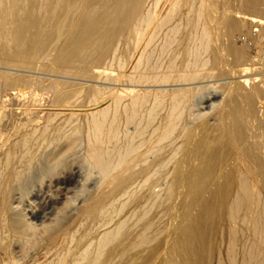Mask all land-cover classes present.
<instances>
[{
	"label": "bare ground",
	"instance_id": "1",
	"mask_svg": "<svg viewBox=\"0 0 264 264\" xmlns=\"http://www.w3.org/2000/svg\"><path fill=\"white\" fill-rule=\"evenodd\" d=\"M230 3L225 39L211 0H0V65L53 76L0 72L52 93L12 135L0 107V264H264V90L231 38L264 0Z\"/></svg>",
	"mask_w": 264,
	"mask_h": 264
},
{
	"label": "rangeland",
	"instance_id": "2",
	"mask_svg": "<svg viewBox=\"0 0 264 264\" xmlns=\"http://www.w3.org/2000/svg\"><path fill=\"white\" fill-rule=\"evenodd\" d=\"M211 1H212V5L214 4L216 6L215 7L213 5V7H212L213 10H211V14L214 15V16H212V18L215 19L213 21V24H214L213 26L215 27V29L218 32L219 36H222V31H223V21L222 20H224L223 18L226 16V12H227V15L229 14L228 12H229V7H230V4L231 3H230V0H225V1L224 0H211ZM226 1H227V3H226ZM224 6L226 8L223 10ZM227 6H228V9H227ZM222 13H223V15H222ZM219 19L220 20L222 19V20L220 21ZM240 23L242 25L241 30L237 31L234 34V36L231 37V38H232L233 41L235 40L234 41V44L236 46H238V47L239 46L240 47L248 46L249 47V50H248V54L247 55H249L248 56L249 57L248 58L249 59V62L251 61L250 62L251 63L250 66H252L251 67L252 71H251V74L249 75V78L251 79V81H250V83L248 85H244V86L246 87L247 90L248 89L249 90L254 89L253 88L254 86L256 87L255 89H262L263 88L262 90H264V71H263L264 70V36H261V34H262V28H261V26H259V24L258 25L255 24V23L253 24L252 22H249V20H242ZM260 36L262 38H260ZM223 38L227 39V37H223ZM253 40L255 42L256 41H258V42L254 44V41ZM222 60H224V62H227L228 63L230 61V57L223 56L222 57ZM221 67L222 68L225 67L224 63H222ZM0 68H1L0 69V72L2 71V72H6V73H14L16 75L22 74V75H26V76H40L41 78H50V79L53 78V76H48V75H44V74L43 75L42 74H39L38 75V74H35V72L34 73H31V71L28 73L27 71L25 72L23 69L21 70L19 68L18 69H15V68H10V67L1 66V65H0ZM235 68L236 69H239L240 66H236ZM55 79H57V80H66V78H59V77H55ZM232 79H233V81H235V79L236 80H239V78L238 79L237 78H232ZM255 79H257V81ZM261 80H262V82H261ZM70 81H75V80H70ZM212 81L213 82L210 81L208 83H203L202 84V85H209L208 92H210V91L213 92L214 90H218V91H222L223 90L224 86L221 84V82H223L224 80H218L217 78H214ZM227 81H230L231 82L232 80L231 79L230 80L228 79ZM77 82H81V83H84V84H93V85H96V86H101L100 83L91 82V81H85V82L84 81H77ZM213 86H215L216 89H214ZM236 86L237 87L239 86L238 83H235L234 87H236ZM19 89L21 90V92H23L25 94V96H21L19 94V93H21V92H19ZM9 92H11V93H9ZM34 93H37L38 95H40L42 105H40V106L35 105L34 106V103L35 102L32 101L33 97H35V96H33ZM48 93L50 94L51 98H50V96H49ZM48 93L47 92H44V91H40L39 89H36L35 87H32V86H20V87H17V88L1 90L0 91V107L1 108L3 107L2 110L5 113V116L3 117V120H2V126H1L2 127V133L6 134V136L9 135V134H11L13 132V129H14L13 126H16V125H18V123H21V122L26 121V119L28 117L32 116L33 114L41 115L43 118L41 117L39 120L40 121H44V117L46 116V113H47V109H44V107L47 108L46 106H48V103L49 102L51 103V100H52V93L51 92H48ZM27 95H28V97H27ZM201 102H204V99H202ZM22 105H24V106H22ZM26 105H27V107H26ZM32 105L34 106V110H33V106ZM19 106H21L22 108L19 107ZM30 109H32L31 110L32 113L30 112ZM256 109L258 110V112H257V120L260 121V122H264V117H263V115H264V97L258 98L257 103H256ZM259 109L261 110V112H259ZM262 110H263V112H262ZM14 112H16V113H14ZM259 113L262 115L263 118L260 117L261 115H259ZM13 136H11V137H13ZM71 161L72 162L75 161L76 164H80L81 163V165H83L82 164L83 161L81 159V155L78 154V153L74 157H72V159L69 160V162H71ZM55 171H56V169L52 170L51 174L53 172H55ZM71 196H73L72 193L71 194H68V195H65V196H62V200L64 202L61 200L60 202H58L57 204H55V206L57 208H59L58 210H60V208L63 209V208H66L67 207V205H66V201L68 200L67 198H69ZM179 213H180V219L182 220V218L188 214V211L186 209H184L183 207H181L180 210H179Z\"/></svg>",
	"mask_w": 264,
	"mask_h": 264
}]
</instances>
